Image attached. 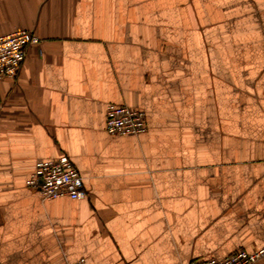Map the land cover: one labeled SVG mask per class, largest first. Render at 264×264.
<instances>
[{
    "label": "crops",
    "instance_id": "0c3cea01",
    "mask_svg": "<svg viewBox=\"0 0 264 264\" xmlns=\"http://www.w3.org/2000/svg\"><path fill=\"white\" fill-rule=\"evenodd\" d=\"M17 29L40 42L0 79V264L264 247V0H0V36ZM110 103L146 130L108 133ZM63 154L86 198L26 184Z\"/></svg>",
    "mask_w": 264,
    "mask_h": 264
},
{
    "label": "built area",
    "instance_id": "2783aa9c",
    "mask_svg": "<svg viewBox=\"0 0 264 264\" xmlns=\"http://www.w3.org/2000/svg\"><path fill=\"white\" fill-rule=\"evenodd\" d=\"M40 42L38 35L27 29H17L0 36V79L16 78L25 59L27 47ZM106 130L110 134L138 135L147 128L146 113L126 104L110 103L107 106ZM26 184L36 188L45 199L87 197L83 176L68 155L40 161L28 177ZM264 256V247L251 251L240 250L230 255L189 264H253ZM84 260L73 264H83Z\"/></svg>",
    "mask_w": 264,
    "mask_h": 264
}]
</instances>
